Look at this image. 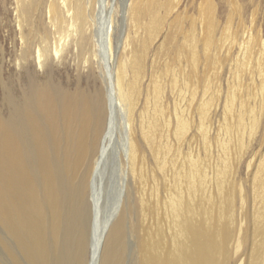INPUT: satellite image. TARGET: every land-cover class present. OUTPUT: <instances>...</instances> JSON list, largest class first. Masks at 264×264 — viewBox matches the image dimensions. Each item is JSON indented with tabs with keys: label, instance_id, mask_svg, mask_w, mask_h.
<instances>
[{
	"label": "bare ground",
	"instance_id": "obj_1",
	"mask_svg": "<svg viewBox=\"0 0 264 264\" xmlns=\"http://www.w3.org/2000/svg\"><path fill=\"white\" fill-rule=\"evenodd\" d=\"M180 3L0 0V264H264V165L238 224L233 185L264 135V39L239 45L215 169L214 66L233 34L216 38L212 2Z\"/></svg>",
	"mask_w": 264,
	"mask_h": 264
},
{
	"label": "rangeland",
	"instance_id": "obj_2",
	"mask_svg": "<svg viewBox=\"0 0 264 264\" xmlns=\"http://www.w3.org/2000/svg\"><path fill=\"white\" fill-rule=\"evenodd\" d=\"M210 1L212 2V7L215 8L217 19L219 21V29H218V33L216 34V38L219 40L223 38L221 37V31L222 28L226 26V24H228L231 30L230 33L233 34L232 45L231 46L229 45L230 44L229 43L230 41H228L229 39L227 40L228 42H225L226 44L224 43L223 47L218 51L219 52L218 55H220V60L214 66V72L218 74V79L215 80L218 86L217 89L218 107L216 111L213 113L211 120V138H212V149H213L212 163L214 168L216 169L218 165H221L219 158V156H221V152L219 150V142L221 141L222 138H226L227 136L225 133L226 130H224L225 129L224 114L222 112V106L224 104L227 94L230 93V91L232 90V86L235 79L234 68L237 60L242 55L239 45L242 43V39L245 38V36L250 33L251 35H255L260 31L264 39V0H235L237 1L234 4L235 6L232 4L233 0H181L179 6H180V10H183V13L189 17L192 14L194 15L197 14V8H200L201 4L202 6L206 5L207 3L211 4ZM0 16H2L1 9H0ZM1 18H3V16ZM10 34H11V30H9V35ZM163 35H161V37H163ZM9 37L10 36H6V33L0 27V47H1L0 58L3 57L4 62L5 60H8L10 58L11 41L9 40ZM161 37L157 41L156 43L157 45L155 44L154 46L151 47V54H154V52L156 51L155 48H157L158 44L161 42L162 40ZM68 73L69 75H71L69 77L70 79L69 81H71V84H75L76 76L73 73L72 65L70 66V70H68ZM72 76H74L75 79ZM62 77L64 79H62ZM242 77L243 79H246V83L250 82L249 81L250 77H253V81L255 82H257L258 80L257 73L249 74L248 72L246 73L244 72ZM60 78H61L60 83L62 84L66 83L65 75H63V73L60 74ZM84 81L86 84V79L84 77H80L79 80L80 86L82 85V87H86ZM89 86L88 87L91 90L92 85ZM258 92H259V86L256 84L254 87H252V93L253 95H257ZM248 100L251 103V105L254 103V100L252 98H249ZM231 121H233V119ZM262 124H264V122H262ZM188 141L184 142L183 144L184 153L187 151L189 145ZM245 154H246L244 156L245 158L241 160V164L239 167L240 170L238 169L239 171H237V175L235 177V180L233 181L234 182L233 185L236 191L235 217L237 220V224L240 219L241 212L242 215L245 210L248 211V213H250L255 205L254 198H252L251 184L255 170L260 165H264V135L262 138H260L259 136L256 137V139L252 141L251 146L247 148ZM247 163L251 165L249 168H247ZM115 185H116L115 183H112V186L114 187L109 186L108 188V191L106 193L107 200H105L104 198L103 201V203L106 202V206L107 203L112 202L111 198H113L112 196L114 195L111 194V192L112 191L114 192L116 190ZM241 187H242V195H244V198H246V202H247L245 205L242 204V207L239 198V188ZM104 208L105 206H102L101 210L99 209L100 217L104 215L106 212ZM242 220H243V216H242Z\"/></svg>",
	"mask_w": 264,
	"mask_h": 264
}]
</instances>
